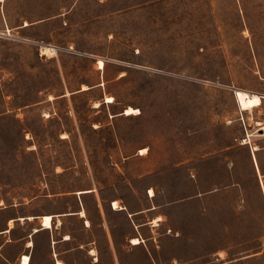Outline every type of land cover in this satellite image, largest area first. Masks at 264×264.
<instances>
[{"label":"rangeland","instance_id":"rangeland-1","mask_svg":"<svg viewBox=\"0 0 264 264\" xmlns=\"http://www.w3.org/2000/svg\"><path fill=\"white\" fill-rule=\"evenodd\" d=\"M257 123L264 0H0V264H264Z\"/></svg>","mask_w":264,"mask_h":264},{"label":"bare ground","instance_id":"bare-ground-1","mask_svg":"<svg viewBox=\"0 0 264 264\" xmlns=\"http://www.w3.org/2000/svg\"><path fill=\"white\" fill-rule=\"evenodd\" d=\"M44 49H45V51H48L49 48H44ZM98 66H99V70L105 69V63L103 61H99ZM237 97H238V103H239V106L241 108V111L253 110V109L258 108L262 105V100H261L260 96L257 94H249L247 91L238 90L237 91ZM106 103L107 104H114L115 100L112 97L106 98ZM96 105L98 106V104H96ZM139 113H140V111L138 109H134L132 107H129L124 111L123 115H125V116H136ZM254 150H257V148L255 147ZM145 151L146 150H141L140 154H143ZM92 192L93 191H79L77 194L85 195V194L92 193ZM114 208L116 210L122 209L119 206L118 202H114ZM82 215H85L84 211H82ZM53 218H54L53 215L42 216V220H41L42 226L45 229H52ZM27 219L29 221V218H27ZM21 220L23 221L24 219H21ZM87 224L89 225V222H87ZM9 225L12 227L13 223L11 222ZM141 243H142V241L139 240L138 238L132 240L133 245H140ZM30 245H31V243H30ZM29 258L30 257L25 255L22 259V263L23 264H29ZM58 264H61V263L58 262Z\"/></svg>","mask_w":264,"mask_h":264},{"label":"crops","instance_id":"crops-1","mask_svg":"<svg viewBox=\"0 0 264 264\" xmlns=\"http://www.w3.org/2000/svg\"><path fill=\"white\" fill-rule=\"evenodd\" d=\"M255 151H257V150H255ZM88 194H89V193H88ZM85 195H86V194H85ZM112 207H113L114 210H116V209L114 208V202H113V204H112ZM80 215H81L82 217L85 216V215H82V212L80 213ZM43 216H44V215H43ZM27 218H29V221H32V220H34V219H37L36 217H32V216L27 217ZM27 218H26L25 220H28ZM40 219L42 220V216H40ZM11 222L13 223V221H10L9 224H10ZM40 224H41V226H42V223H40ZM13 225H14V224H13ZM12 227H13V226H12ZM12 227L9 225V229H6L4 232H0V235H2V234H4V233H9L10 230L12 229ZM52 229H53V227H52ZM45 230H50V229H45L43 226H42V228L34 229V230H33V233H32L31 236H30V238H32L34 235L39 234V233H41L42 231H45ZM70 240H71V239H70L69 237H66L65 240H63L62 242L66 243V242H69ZM30 243H31V245H30ZM53 244L55 245L56 243L53 242ZM33 248H34V242H33L32 240H29V242L27 243V247H26V251H29V255H26V256L30 257V258H29V264H32V258H33V252H34ZM24 256H25V255H20V256H18L17 258H15V263H17V264H23V263H22V259H23ZM54 258H55V261H56L55 264H58V262L61 263V264H63L62 262H60V261L57 259V255H56V253H54Z\"/></svg>","mask_w":264,"mask_h":264},{"label":"built area","instance_id":"built-area-1","mask_svg":"<svg viewBox=\"0 0 264 264\" xmlns=\"http://www.w3.org/2000/svg\"><path fill=\"white\" fill-rule=\"evenodd\" d=\"M257 131L258 132H260L261 134H263L264 135V124L263 123H257ZM243 143L244 144H250V141H249V134H248V136H247V138H245L244 140H243Z\"/></svg>","mask_w":264,"mask_h":264}]
</instances>
